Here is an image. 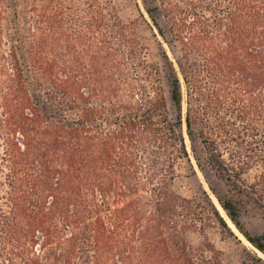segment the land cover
Here are the masks:
<instances>
[{
	"label": "trees",
	"instance_id": "16d2710c",
	"mask_svg": "<svg viewBox=\"0 0 264 264\" xmlns=\"http://www.w3.org/2000/svg\"><path fill=\"white\" fill-rule=\"evenodd\" d=\"M141 1L172 55L115 0H0V264H225L185 234L228 219L264 255V0ZM183 126L219 208L173 189Z\"/></svg>",
	"mask_w": 264,
	"mask_h": 264
},
{
	"label": "rangeland",
	"instance_id": "374dc122",
	"mask_svg": "<svg viewBox=\"0 0 264 264\" xmlns=\"http://www.w3.org/2000/svg\"><path fill=\"white\" fill-rule=\"evenodd\" d=\"M102 4L108 0H99ZM116 11L120 20L123 23L133 22L140 39L149 45L156 55L161 56V48L168 50L172 55L168 45L162 41L160 35L157 34L156 29L150 27L151 22L149 16L146 14L141 0H115ZM141 11L144 13L147 21L141 18ZM158 53V54H157ZM164 85L166 95L170 101V86L166 76L164 77ZM183 130L186 145L189 150V158H185L178 166V175L174 181L173 189L183 197L194 198L203 194L205 191L210 199L219 208V202L213 192L215 189L222 195L227 193V188L224 182L219 179L215 173L210 169L205 161V152L202 149L198 140H191L186 134L185 126L180 128ZM253 172H251L252 175ZM251 175L248 177L250 178ZM221 206V205H220ZM222 208V207H220ZM220 210V209H219ZM222 216L228 219L223 208L220 210ZM242 219L247 227L255 233L264 231V211L260 212L255 209H248L243 213ZM232 228L236 237L230 235L218 225H207L205 227V235L200 231L190 230L186 232L185 236L189 244L193 247L203 245L205 242H210L221 253V258L225 264H264V257L251 244H248L243 235L234 227ZM257 253L263 258V261L254 260L253 256Z\"/></svg>",
	"mask_w": 264,
	"mask_h": 264
},
{
	"label": "bare ground",
	"instance_id": "6f19581e",
	"mask_svg": "<svg viewBox=\"0 0 264 264\" xmlns=\"http://www.w3.org/2000/svg\"><path fill=\"white\" fill-rule=\"evenodd\" d=\"M246 242H248L246 239H244ZM248 244H250L249 242H248ZM261 254V253H260ZM261 256H263L264 257V255L263 254H261Z\"/></svg>",
	"mask_w": 264,
	"mask_h": 264
}]
</instances>
